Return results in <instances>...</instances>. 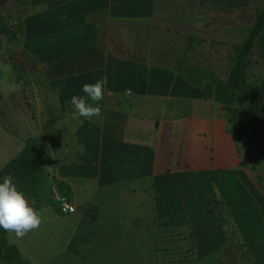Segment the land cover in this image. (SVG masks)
<instances>
[{"label": "crops", "instance_id": "crops-1", "mask_svg": "<svg viewBox=\"0 0 264 264\" xmlns=\"http://www.w3.org/2000/svg\"><path fill=\"white\" fill-rule=\"evenodd\" d=\"M261 8L0 0V169L41 135L50 184L34 207L67 233L42 260L3 264H158L167 244L180 264H264V24L246 53L251 98L231 113L210 79H227ZM104 76L101 115L74 118L71 97ZM53 188L74 212H60Z\"/></svg>", "mask_w": 264, "mask_h": 264}, {"label": "trees", "instance_id": "trees-1", "mask_svg": "<svg viewBox=\"0 0 264 264\" xmlns=\"http://www.w3.org/2000/svg\"><path fill=\"white\" fill-rule=\"evenodd\" d=\"M262 24H264V8L257 12L248 36L239 46L227 79L222 80L215 75L210 77L215 88L216 99L221 101L231 113L235 107L251 98V90L245 86L244 69L248 61L246 53L251 48ZM47 160L48 146L43 137L41 135L29 137L18 154L0 169V182H3L5 176L11 175L18 190L35 200V203L36 198L40 199L37 200L38 203H46V195L49 192L50 184ZM139 219H141L140 223H153V217L147 218L145 216ZM3 232L4 230L0 228V239ZM175 235L177 234H170L168 231L160 232V236L166 240H173ZM156 251L160 256L158 264H180L179 259L173 257L175 253H179V250L172 248L170 244L159 245ZM11 257L19 259L15 246L7 244L3 247L0 243V264H3L5 259H11Z\"/></svg>", "mask_w": 264, "mask_h": 264}, {"label": "clouds", "instance_id": "clouds-1", "mask_svg": "<svg viewBox=\"0 0 264 264\" xmlns=\"http://www.w3.org/2000/svg\"><path fill=\"white\" fill-rule=\"evenodd\" d=\"M107 84L108 78L104 76L95 83H85L82 87L84 96L71 97L74 118L91 119L101 115L99 102L104 98ZM34 205L35 200L29 202L26 194L18 190L11 175L3 178L0 182V228L14 233L17 239H23L29 232L39 229L43 217Z\"/></svg>", "mask_w": 264, "mask_h": 264}, {"label": "rangeland", "instance_id": "rangeland-1", "mask_svg": "<svg viewBox=\"0 0 264 264\" xmlns=\"http://www.w3.org/2000/svg\"><path fill=\"white\" fill-rule=\"evenodd\" d=\"M222 52H224V50H222L221 53ZM221 61H223V64H226L227 57L224 56L223 58H221ZM222 68H225V66L223 65ZM14 74L17 77H19L22 85L24 86L29 84L31 81V78H28L26 74L22 72L19 68L15 69ZM219 75L221 77H225L226 72H221ZM38 76H39L38 74L35 75L34 80H36ZM2 106H3L2 108H4L3 103H2ZM1 110L2 109H0V111ZM0 116H1V113H0ZM0 122L3 123L1 119H0ZM219 150H220V153L222 154L223 151H226V148H219ZM208 152H209V149L207 150V154L205 153V155H208ZM211 154L213 158L209 159L208 163L209 161L212 163L216 158L215 154H213L212 152ZM198 163L199 161L197 159L196 160L194 159L193 161H189V164L192 166H196L198 165ZM55 226L61 228L62 221L59 220L57 222V220H54L53 222H51L50 220V222H47V220L43 219V223L41 224L40 228L32 232H29L23 239H17L14 233H9V232L4 231L3 233H1L2 238L0 239V243L3 247L7 246V244L11 245L13 244V242L16 243L20 249V254H21L19 255V252H18V257H21L22 259L26 261L28 259H33L34 261L37 262L39 260L44 259V255L46 257L47 253L52 251L51 243L55 241H62L65 239V236L67 235L66 230L64 229L63 231H60L57 234L53 233V231L55 230L54 229ZM11 260H14L13 257H11Z\"/></svg>", "mask_w": 264, "mask_h": 264}, {"label": "built area", "instance_id": "built-area-1", "mask_svg": "<svg viewBox=\"0 0 264 264\" xmlns=\"http://www.w3.org/2000/svg\"><path fill=\"white\" fill-rule=\"evenodd\" d=\"M127 93H129V91H127ZM52 194L58 204L60 212L71 213L76 210L75 204L68 200L66 197L62 196L56 189H52Z\"/></svg>", "mask_w": 264, "mask_h": 264}]
</instances>
